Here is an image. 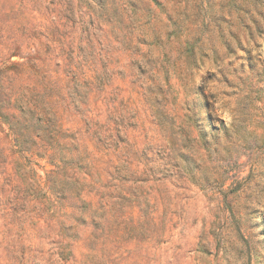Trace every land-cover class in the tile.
Returning <instances> with one entry per match:
<instances>
[{
	"label": "rangeland",
	"instance_id": "obj_1",
	"mask_svg": "<svg viewBox=\"0 0 264 264\" xmlns=\"http://www.w3.org/2000/svg\"><path fill=\"white\" fill-rule=\"evenodd\" d=\"M0 111V264H264V0H0Z\"/></svg>",
	"mask_w": 264,
	"mask_h": 264
},
{
	"label": "trees",
	"instance_id": "obj_2",
	"mask_svg": "<svg viewBox=\"0 0 264 264\" xmlns=\"http://www.w3.org/2000/svg\"><path fill=\"white\" fill-rule=\"evenodd\" d=\"M0 115L5 117V115L1 111H0ZM11 129L14 130L13 133L16 135L15 142L16 145L18 146L17 149L18 151H27L34 148L33 145H29V143H27V139L24 138V134L22 131L13 128Z\"/></svg>",
	"mask_w": 264,
	"mask_h": 264
}]
</instances>
